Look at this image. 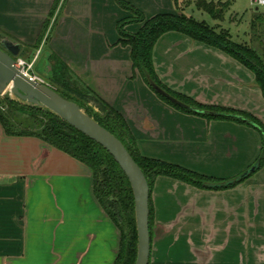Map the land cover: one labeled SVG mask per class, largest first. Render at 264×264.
I'll use <instances>...</instances> for the list:
<instances>
[{"label": "crops", "instance_id": "obj_1", "mask_svg": "<svg viewBox=\"0 0 264 264\" xmlns=\"http://www.w3.org/2000/svg\"><path fill=\"white\" fill-rule=\"evenodd\" d=\"M54 1L0 0L2 35L0 40L17 45L21 49L31 50L34 56L31 62L33 65L40 59L41 54L45 55V58L50 53L57 55L82 83L124 117L142 156L162 161L166 160L168 155L179 154L185 159L192 160L182 167L201 172V167L195 164V160L203 154L209 157L210 152H223L228 144L232 146L234 152L238 151V146L245 145L243 137L253 140L252 151H260L261 142L256 138L257 131L238 123H233L231 129H225L228 133L221 135L223 143H220L219 149L213 139L210 142L209 137L214 128L224 127L225 123L219 120L209 122L204 118L177 111L158 98L138 74L131 78L130 49L118 44L119 35L116 29L117 22L130 17V14L122 9L116 0H60L44 37L34 48L49 19ZM125 1L139 11L143 10L140 2L148 5L147 8L156 7L155 15L176 13L172 7V0ZM54 22H56L54 29L47 39ZM139 28L140 24H131L126 27V31L135 34ZM210 63H214V66H209ZM153 64L158 78L166 87L200 104L213 106L220 105H217L214 96H206L203 90L212 88L211 85L215 84V81L229 84L234 81V77L230 75L218 78L220 71L217 70L229 71L228 69L232 68L239 73L240 67L245 68L219 49L175 32L167 33L157 41L153 49ZM213 72L217 75H211ZM236 80L240 86L258 89L254 75L249 83H241L240 78ZM180 140L181 145H178ZM201 173L207 174L205 171ZM160 178L168 177H158L155 180L156 185ZM171 180L185 187L194 188L183 182ZM38 182L39 185L53 182L58 188L61 201L57 205L56 217L43 213L41 218L44 219H41V224L53 223L54 227L48 228L56 233L60 226L63 227V224L66 226L65 217H69L68 233V227L63 228L66 235L71 237L69 248L72 247V252L68 264H91L97 253L99 256L101 251L105 252L107 239L110 237L113 240L117 238V245L115 248L109 245L110 259L103 264H112L118 250L119 233L94 198L90 169L39 139L8 137L1 125L0 264L32 263L29 254L32 212L28 207L32 200L31 194H34L31 190L36 188ZM65 189L69 194H63ZM153 192L154 189L150 196L152 235L148 264H179L171 257V250L175 245L173 240L177 242L178 238L173 234L178 227L169 219L175 215L170 212V200L167 203L166 198L161 205L157 192L156 194ZM234 201L238 203L225 214L232 216L234 223L239 224L241 216H249V220L251 216H258L261 204L264 203V194L244 195L246 203L243 205L238 196ZM180 207L181 205H178V208ZM165 208H168L169 213L164 210ZM248 223L250 230L255 223L252 219ZM236 232L239 234L240 229L236 228ZM234 239L233 264H241L242 246L248 249L245 256L246 264H264V236L259 238L255 236L252 240L246 241L245 245L239 240L235 242ZM54 245L50 248L55 247ZM205 246L210 250L208 244ZM230 246V242H222L216 249L219 251ZM59 251L60 260H56V263L59 264L60 261L64 264V254ZM207 254L208 259L201 257L188 263L209 264L212 256L210 252H206ZM42 260L47 263L46 259Z\"/></svg>", "mask_w": 264, "mask_h": 264}, {"label": "trees", "instance_id": "obj_2", "mask_svg": "<svg viewBox=\"0 0 264 264\" xmlns=\"http://www.w3.org/2000/svg\"><path fill=\"white\" fill-rule=\"evenodd\" d=\"M59 2L60 0L54 1L49 19L45 23L38 41L34 44V48L40 44L44 37ZM116 2L132 15L116 24L119 35L118 44L130 49L131 78H135L138 74L158 98L177 111L208 121H233L255 129L260 135L261 146L259 155L252 165L258 162L259 167L256 172L264 167V124L251 114L219 106L203 105L183 94L172 91L160 81L153 64V49L157 41L167 33H179L196 42L219 49L239 62L254 75L255 84L264 97V15L256 16L251 22V42L238 43L231 39L229 32L217 30L203 21L185 15L178 5L179 0H173L176 13L157 14L150 19H145L142 13L128 2L124 0H116ZM194 4L197 9L204 7L207 15H213V1L196 0ZM131 23L140 24V28L135 34L125 31V26ZM55 24L56 22L48 33L47 39L51 36ZM21 56L22 49L20 48V55L17 58L23 59ZM33 58L34 56L31 55L28 63H31ZM23 60L27 61L25 58ZM45 63L50 69L47 77L50 83L48 86L63 98L80 106L89 117L124 145L142 170L149 186L150 196L158 177H168L197 189L218 191L234 188L256 173L250 174L233 185L212 188L207 185L221 184L229 180L209 178L181 166L142 156L124 117L117 110L82 83L57 55L48 54ZM156 87L195 111L187 110L169 101L156 92ZM90 105L95 107L98 112L94 113L93 109L89 107ZM0 125L8 137L39 139L90 169L94 198L119 233L118 250L112 264H134L137 252V234L133 196L127 178L108 152L49 110L27 105L9 97H1V95ZM150 196L151 244L152 206Z\"/></svg>", "mask_w": 264, "mask_h": 264}, {"label": "rangeland", "instance_id": "obj_3", "mask_svg": "<svg viewBox=\"0 0 264 264\" xmlns=\"http://www.w3.org/2000/svg\"><path fill=\"white\" fill-rule=\"evenodd\" d=\"M195 1L196 0H179L178 5L185 15L191 16L198 21H203L207 25L217 28V30L229 32L231 39L238 43L251 42V22L256 16L264 15V6H256L253 0H211L213 1L212 6L214 8V13L210 16L205 13L204 7L197 9L194 4ZM172 4L173 10L176 11L173 0ZM140 7L143 9L140 10V12L145 19H150L155 16L156 7L153 9L147 8L149 6L144 5L142 2H140ZM128 13L132 16L130 12ZM128 25L125 26V31ZM1 37L2 35L0 34V38ZM1 44L2 41L0 40V47ZM19 55L20 51L18 56ZM31 55V50L22 49L21 57H23V59L25 58L27 63L30 61L29 58ZM44 56L41 54L40 59L34 62V65L28 69V74L36 78L37 81H40L45 85H49L50 83L49 80H47V77L50 69L45 63ZM235 64V66H237V63ZM215 65L217 66V64ZM209 66H214V63H210ZM228 70L230 72L225 69L217 70L220 71L218 78L228 77L227 75H230L231 77H234L233 83L230 82L229 84L228 82L215 81V84L211 85L212 88L210 87L203 90L206 96H214L217 105H220L219 107L235 111L239 110L251 114L264 124V97H262L260 90H253L240 86L237 84L236 80V78H240L241 83H249V80H253L252 73L243 67H240L239 73L236 70L234 71L232 68H229ZM211 75L217 74L213 72ZM1 97H9L16 100L8 91L4 95H1ZM89 107L93 109L94 113L98 112L95 107L91 105ZM187 122L188 121H186V123ZM209 122H212V120ZM222 122L226 125H224V127L214 128L211 136L209 137L210 142L211 139H213L219 149L220 143H223L221 135L227 134L228 132H226L225 129H231L233 126L232 124L235 123L233 121ZM230 133L233 134L234 132ZM256 138L261 142L258 132H256ZM242 141L245 142V145L238 146V151L234 152L232 146H229L228 144V147H226L223 152H210L209 157H207V154L201 155L200 158L195 160V164L201 167V172L205 171L207 174H203L201 172L195 173L218 180H231L245 172L255 162L259 152H257V150L256 152L252 151V139L243 137ZM180 142L181 140L178 141V145H181ZM183 145H185V143ZM165 159L166 160L162 161L174 165L178 164L177 166L181 165V167L185 163L192 161L190 159H185L179 154L168 155ZM159 180L160 181H158L157 185L154 183L152 191L154 189L155 194L157 192L158 198L161 199V205L164 203L166 198L167 203H169L168 200H170V212L171 214L173 212L175 215L169 219H172L175 222L174 226L178 227L176 232L173 234L178 238L177 242L176 240H173L175 245L171 250V257L174 258L175 261L179 262V264H184V262L185 264H190L188 262L196 261V259L198 260L201 257L208 259L209 257L206 258V256H208V254L206 255V252H210V255L212 256L209 259V264H233L234 256L232 241L234 238L235 242L239 240L242 242V245H245L246 241L248 242L249 240H252L255 236L257 238L264 236V203L261 204V212L258 216H251L250 220L252 219L255 225L252 226L250 230L248 223L250 221L249 216H241L240 223L238 224L234 223V218L232 216L225 214L229 213L228 210L231 209L234 204L238 203L234 201L237 200V196L241 198V203L243 205L246 203V201H244V195L248 196L253 195L254 193L264 194V167L234 188L218 191L185 187L182 184L175 183L169 178H160ZM31 193L32 200H30L31 202L28 209L32 212L30 220L32 223L30 225L31 241L29 253L32 263L57 264L56 260H60L61 252L59 250H61L64 254V264H68L70 258L69 256L72 252V247L69 248V241L71 237L66 235L70 227L69 217H65L66 226L64 227V224L63 227L60 226L56 233L51 232L48 228L54 227L53 223L45 225L41 224V219H44L41 218L43 213H49L52 217H56L57 215V205L61 203L59 200L58 188L53 184V182H49L48 184L45 183V185H39L38 182V185H36V188L31 190ZM63 194L67 195L69 193L65 189ZM22 201L23 200H21V202ZM178 205H181V207L178 208ZM164 210L169 213L168 208H165ZM67 216L71 215L67 214ZM235 220H237L236 217ZM67 227L68 229L66 233L63 228ZM236 228L240 229L239 234H237ZM55 230L56 229H54V231ZM237 235H239L238 238ZM109 240L107 239L105 252L104 250L101 251L99 256V253H97V255L91 260V264H103V262L105 263L110 259V246H114L115 248V245H117V238L113 240V238L110 237ZM222 242H230L231 246L224 249L222 248L224 251H222V249L218 251L216 246L222 244ZM206 244L209 245L210 250H207L205 246ZM51 245H54L55 247L50 248ZM247 252L248 249L245 246H242L241 264H246L247 260L245 256ZM42 259H46L47 263ZM18 264L25 263L21 262ZM59 264H62V262L59 261Z\"/></svg>", "mask_w": 264, "mask_h": 264}, {"label": "water", "instance_id": "obj_4", "mask_svg": "<svg viewBox=\"0 0 264 264\" xmlns=\"http://www.w3.org/2000/svg\"><path fill=\"white\" fill-rule=\"evenodd\" d=\"M19 51L20 49L17 45H12L8 42H2L1 44L0 95H4L6 91H8L11 96L21 103L49 110L69 126L94 141L108 152L127 178L133 196L137 234V252L134 264H148L150 257V190L142 170L132 159L124 145L114 135L89 117L80 106L63 98L48 85L29 78L16 61ZM155 90L174 104L187 110L195 111L179 103L159 88L156 87ZM258 167L259 164L256 162L245 172L232 180L221 184H209L207 186L216 188L233 185L256 172Z\"/></svg>", "mask_w": 264, "mask_h": 264}, {"label": "built area", "instance_id": "obj_5", "mask_svg": "<svg viewBox=\"0 0 264 264\" xmlns=\"http://www.w3.org/2000/svg\"><path fill=\"white\" fill-rule=\"evenodd\" d=\"M253 2L256 4V6H264V0H253ZM16 61L18 62V64L22 67L23 72L32 80H36V78L30 76L28 74V69H30L33 65V63H27L25 60L21 59V58H17ZM27 69V70H26Z\"/></svg>", "mask_w": 264, "mask_h": 264}, {"label": "bare ground", "instance_id": "obj_6", "mask_svg": "<svg viewBox=\"0 0 264 264\" xmlns=\"http://www.w3.org/2000/svg\"><path fill=\"white\" fill-rule=\"evenodd\" d=\"M7 92V91H6Z\"/></svg>", "mask_w": 264, "mask_h": 264}]
</instances>
